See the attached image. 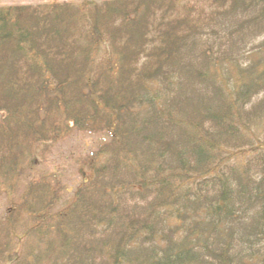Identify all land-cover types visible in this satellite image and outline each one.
Instances as JSON below:
<instances>
[{
  "label": "trees",
  "instance_id": "trees-1",
  "mask_svg": "<svg viewBox=\"0 0 264 264\" xmlns=\"http://www.w3.org/2000/svg\"><path fill=\"white\" fill-rule=\"evenodd\" d=\"M1 192L0 264H264V0L0 5Z\"/></svg>",
  "mask_w": 264,
  "mask_h": 264
},
{
  "label": "rangeland",
  "instance_id": "rangeland-1",
  "mask_svg": "<svg viewBox=\"0 0 264 264\" xmlns=\"http://www.w3.org/2000/svg\"><path fill=\"white\" fill-rule=\"evenodd\" d=\"M53 0H0V5L5 4H38ZM56 1V0H55ZM65 1V0H57ZM81 2L84 0H70ZM101 1V0H94ZM104 134L87 133L73 129L66 137L51 145L46 153L45 161L40 162L32 170L27 171L18 185L16 196L23 191L25 185L32 179L41 175L56 178L64 185V192L58 206L64 204L73 197L76 187L82 182L81 170L79 169V159L84 158L94 151L102 138L107 140ZM7 206V195L0 193V219ZM264 250V245L260 246ZM9 264V263H8Z\"/></svg>",
  "mask_w": 264,
  "mask_h": 264
}]
</instances>
